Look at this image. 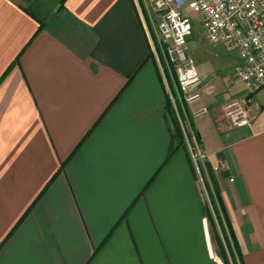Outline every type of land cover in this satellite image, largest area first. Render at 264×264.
I'll return each mask as SVG.
<instances>
[{
  "label": "crops",
  "instance_id": "crops-1",
  "mask_svg": "<svg viewBox=\"0 0 264 264\" xmlns=\"http://www.w3.org/2000/svg\"><path fill=\"white\" fill-rule=\"evenodd\" d=\"M59 6L0 0V264H221L211 197L244 264H264V89L232 133L224 100L247 89L188 106L208 153L196 164L166 108L149 10Z\"/></svg>",
  "mask_w": 264,
  "mask_h": 264
},
{
  "label": "built area",
  "instance_id": "built-area-1",
  "mask_svg": "<svg viewBox=\"0 0 264 264\" xmlns=\"http://www.w3.org/2000/svg\"><path fill=\"white\" fill-rule=\"evenodd\" d=\"M157 19L158 47L156 58L171 76L169 89L185 144L193 161H204L208 153L199 144L197 133L188 116L189 105L202 96L200 76L189 48L193 33V16L200 15L206 38L212 42H228L237 49L240 58L238 76L246 85V103L230 100L223 110V129L232 133L250 127L254 117L250 105L253 95L264 89V0H154ZM165 64V68L163 67ZM166 78V75H164ZM170 86V87H169ZM209 111L203 108L198 114Z\"/></svg>",
  "mask_w": 264,
  "mask_h": 264
},
{
  "label": "rangeland",
  "instance_id": "rangeland-1",
  "mask_svg": "<svg viewBox=\"0 0 264 264\" xmlns=\"http://www.w3.org/2000/svg\"><path fill=\"white\" fill-rule=\"evenodd\" d=\"M153 1L138 0L141 7L149 10L153 25L156 26L157 19L153 9ZM45 11L50 12V8L47 7ZM74 36L76 35L74 34ZM188 44L195 59L197 70L202 77V83L208 82V84L214 86V95L212 97L202 94L204 101L211 102L216 98L217 103L214 105L217 107L225 99L226 93L232 94L238 90L247 89L243 80L237 76L240 65L237 49L228 42H210L204 33L202 17L200 15L193 16V33L189 37ZM231 99L233 98H227L224 101L229 102ZM217 255L221 264H225L219 251Z\"/></svg>",
  "mask_w": 264,
  "mask_h": 264
},
{
  "label": "trees",
  "instance_id": "trees-1",
  "mask_svg": "<svg viewBox=\"0 0 264 264\" xmlns=\"http://www.w3.org/2000/svg\"><path fill=\"white\" fill-rule=\"evenodd\" d=\"M64 3H65V0H61L59 8L64 6ZM157 51L159 53L162 63H164L163 57L161 55V52L158 46H157ZM153 54L154 53L151 50L149 55H153ZM163 67L166 70L165 64H163ZM166 108H167V111L171 114V117L173 121L175 122V124L176 123L178 124L179 122L175 115L173 105L171 103L169 96H167L166 98ZM177 129H178V136H179L178 145L185 146L184 136H183V132H182L180 125H179V128L177 127ZM175 150L176 148L174 147L171 153H169L167 157V161L172 158ZM65 163L66 162L61 163L59 172H61V170L64 168ZM211 201L213 205L211 208L208 207V219H209V223H210V227L212 231V236L215 242L217 243V248L220 253V256L223 258L225 264H232V263L233 264H244L243 255L239 248L236 235L234 233L232 224L230 222V219L226 213V210L222 202L219 199H217V202H216V200L212 197H211Z\"/></svg>",
  "mask_w": 264,
  "mask_h": 264
},
{
  "label": "water",
  "instance_id": "water-1",
  "mask_svg": "<svg viewBox=\"0 0 264 264\" xmlns=\"http://www.w3.org/2000/svg\"><path fill=\"white\" fill-rule=\"evenodd\" d=\"M42 1L52 8H55L57 4L61 2V0H42Z\"/></svg>",
  "mask_w": 264,
  "mask_h": 264
}]
</instances>
